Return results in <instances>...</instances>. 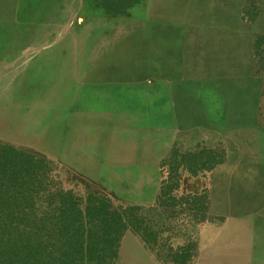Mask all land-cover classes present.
<instances>
[{
  "label": "rangeland",
  "instance_id": "374dc122",
  "mask_svg": "<svg viewBox=\"0 0 264 264\" xmlns=\"http://www.w3.org/2000/svg\"><path fill=\"white\" fill-rule=\"evenodd\" d=\"M263 5L0 0V146L121 214L113 264H264Z\"/></svg>",
  "mask_w": 264,
  "mask_h": 264
},
{
  "label": "trees",
  "instance_id": "16d2710c",
  "mask_svg": "<svg viewBox=\"0 0 264 264\" xmlns=\"http://www.w3.org/2000/svg\"><path fill=\"white\" fill-rule=\"evenodd\" d=\"M51 175L44 159L0 146V264H113L124 218Z\"/></svg>",
  "mask_w": 264,
  "mask_h": 264
},
{
  "label": "crops",
  "instance_id": "0c3cea01",
  "mask_svg": "<svg viewBox=\"0 0 264 264\" xmlns=\"http://www.w3.org/2000/svg\"><path fill=\"white\" fill-rule=\"evenodd\" d=\"M263 9H264V5H263ZM184 17L185 16L181 17L183 22H184V19H183ZM233 17H235V18H233ZM261 18L263 19L261 29H255V25H254V26L250 27L249 30L247 31V34L250 33V35H252L250 37H254V34L262 35L264 37V10H263V14H262ZM231 19L234 20L235 24L237 25L236 26L237 27V31H239L238 15L235 13V15L231 17ZM250 50H251V46H250ZM247 61H254L253 54L250 53V58H248Z\"/></svg>",
  "mask_w": 264,
  "mask_h": 264
}]
</instances>
